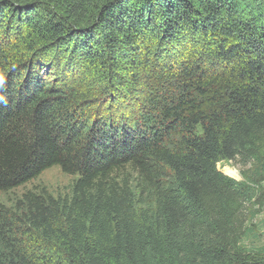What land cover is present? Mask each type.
Wrapping results in <instances>:
<instances>
[{
    "label": "trees",
    "instance_id": "obj_1",
    "mask_svg": "<svg viewBox=\"0 0 264 264\" xmlns=\"http://www.w3.org/2000/svg\"><path fill=\"white\" fill-rule=\"evenodd\" d=\"M255 206L264 0H0V264H264Z\"/></svg>",
    "mask_w": 264,
    "mask_h": 264
},
{
    "label": "rangeland",
    "instance_id": "obj_2",
    "mask_svg": "<svg viewBox=\"0 0 264 264\" xmlns=\"http://www.w3.org/2000/svg\"><path fill=\"white\" fill-rule=\"evenodd\" d=\"M253 168L252 163L243 165L238 162H222L217 165L220 173L243 185H251L250 178ZM74 180L75 177L66 176L61 173L58 167H52L44 171L33 182L12 191L9 194V199L6 197L5 199L2 198V200L9 206L6 201H13L29 190L40 188L46 189L47 192L55 196L65 195ZM255 212H258V214H255ZM248 213V222L253 225L254 234L247 244L251 245V248L264 246V210L257 206L254 208L249 207Z\"/></svg>",
    "mask_w": 264,
    "mask_h": 264
}]
</instances>
